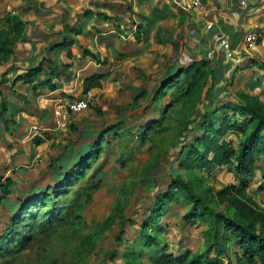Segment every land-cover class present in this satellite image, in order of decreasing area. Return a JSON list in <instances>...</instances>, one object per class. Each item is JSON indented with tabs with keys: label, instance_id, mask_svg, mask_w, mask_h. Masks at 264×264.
<instances>
[{
	"label": "rangeland",
	"instance_id": "rangeland-1",
	"mask_svg": "<svg viewBox=\"0 0 264 264\" xmlns=\"http://www.w3.org/2000/svg\"><path fill=\"white\" fill-rule=\"evenodd\" d=\"M253 1L256 5L250 13L248 25L242 23L238 33L256 35L255 45L246 50L244 35L230 39L231 45L236 48V56L246 57L240 65L233 66L223 54L221 64H214L211 58L218 56L219 50L217 52L212 48V51L208 47L203 53L199 50L198 62H211L209 67L213 74L209 85L212 94L208 101H202L203 108L194 114L198 117V128L191 124L181 138L178 135L188 119L186 109H179L177 114H174L176 108L161 114L163 106L174 104L177 98L173 86L169 89L161 87L157 92L160 97L154 102L155 94L150 92L156 89L158 82L153 84L147 77L131 78L148 95V98L145 96V99L136 102L129 91L127 77L121 84L115 83L120 77L110 78L107 84H102L103 88L100 86V90L83 95L80 76L70 85L66 82L65 92H60V95L57 92L56 98L44 96L39 104H34V97L38 99L46 92L34 90L35 86L25 91L26 83L6 78L2 74L6 68L0 63V185L6 191L3 196L0 186V264H126L129 260L132 264H151L146 258L150 250L143 246V234L139 228L150 215L155 199L173 187L172 181L176 177H180L204 204L215 210L236 214L246 222L254 221L250 213L246 215L248 209L264 214L260 167L253 171L244 192L237 190L232 191L230 196H223L220 194L223 189L239 186V179L232 168L235 160L222 166L208 162L193 166L194 160L199 159L204 150L198 142L205 137H214L225 126L240 122L244 104L254 101L264 110V0ZM10 14V17L17 15L15 11ZM8 36L9 39L16 38L14 33ZM13 48V58L9 55L7 60L25 68L24 65L33 56L26 52L17 55ZM103 66L101 71L107 69L106 65ZM90 67L92 70L87 74L100 68H95L93 64ZM42 73L38 75L40 81H50L51 86L38 85V88L52 90L58 87L46 69ZM172 74L177 73L172 71ZM162 77L158 76L157 81ZM105 87L106 91L100 92ZM48 98L50 102L46 100ZM73 99L85 100V109L70 118L66 129L49 128L53 124V119H49L52 118L54 105L59 100ZM22 106L33 108L36 119L32 120L38 124L39 113L48 108L47 125L35 128L28 121L30 118L25 121L21 118L19 127L18 109ZM160 115L163 132L142 142L140 128ZM119 119L126 121L128 128L134 127L132 139L125 131L120 133L122 128H117V133L107 132L100 159L91 162L81 176L73 178L68 185L72 163L64 159L58 160L62 169L54 175L52 162L64 154L76 152L83 142L72 126L77 130L83 127L110 129ZM113 132L118 135L114 136ZM240 139L238 133L226 131L219 143L225 142L237 155ZM34 155L37 158L33 159ZM263 162L262 158H258L256 165L261 166ZM36 188L42 189L40 193L43 194L52 193L48 198L53 200L52 203L46 204L43 198L40 202L33 201L27 205L33 194L37 195L33 193ZM50 188L53 190L49 192ZM22 207L25 213L19 214ZM191 207L202 210L199 205L188 206L182 199L175 198L153 222L150 235L160 233L168 246V254L178 255L185 250L203 252L205 249L201 227L195 221L183 220ZM55 209L58 216L50 221L46 212L52 213ZM131 252L135 253V258H124V253L129 255ZM141 252L142 257L139 256ZM216 255L212 251L208 256L212 258Z\"/></svg>",
	"mask_w": 264,
	"mask_h": 264
},
{
	"label": "crops",
	"instance_id": "crops-1",
	"mask_svg": "<svg viewBox=\"0 0 264 264\" xmlns=\"http://www.w3.org/2000/svg\"><path fill=\"white\" fill-rule=\"evenodd\" d=\"M200 1L201 9L193 8L191 0H1L0 31H7L9 23L6 21L11 19L10 12L15 11L24 26L22 38L12 46L13 52L33 56L23 64L25 68L13 65L12 60L5 58L0 62L6 68L2 74L16 83H26L25 91L33 86L34 90L45 91L38 99L34 97V104H39L44 96L56 98L65 92L66 82L70 85L81 76L83 86L85 79L95 75L102 76L101 88L110 78L120 77L115 83L121 84L127 77L129 91L135 98L144 89L131 78L147 77L153 84H159L176 68L198 62L199 50L203 53L207 47L219 50L218 56L211 58L219 65L223 53L218 39L230 40L247 34H239L238 30L242 23L248 25L256 2L248 0V5L241 8L238 0ZM192 31H195L193 35ZM85 50L97 60L85 55ZM10 56L13 58L12 54ZM41 62L44 69L52 70L53 82L58 84L55 89L38 88L39 76L27 78V69ZM91 64L95 68L99 66L100 72L87 74L92 70ZM103 65L107 67L105 71H101ZM158 76L163 77L157 81ZM46 100L50 102L49 98ZM18 110L19 127L21 118L23 121L30 118L28 121L35 128L52 121L48 118V108L39 113V124L32 120L36 119L33 108L22 106ZM52 126L51 123L49 128ZM30 132L34 130L31 128Z\"/></svg>",
	"mask_w": 264,
	"mask_h": 264
},
{
	"label": "trees",
	"instance_id": "trees-1",
	"mask_svg": "<svg viewBox=\"0 0 264 264\" xmlns=\"http://www.w3.org/2000/svg\"><path fill=\"white\" fill-rule=\"evenodd\" d=\"M7 31L0 32V62L4 61L5 58L11 55L12 46L17 42L23 35L24 24L16 17H11L9 21ZM22 29V30H21ZM14 33L15 39H9L8 35ZM85 55L97 60L96 56L90 51L85 50ZM229 62V61H227ZM230 63V62H229ZM210 61L195 62L192 65L182 66L174 70L177 74L166 75L161 79V83L157 84L156 89H152L154 95V102L158 101L160 94L157 92L161 87L171 88L172 86L176 90L177 98L174 100V104L169 103L167 106H163L161 114L167 113L170 110L175 109L174 114H177L179 109H186L188 119L184 124L183 130L179 133L178 138L184 137L189 126L192 124L194 128H198V124L194 114L203 108L202 101L209 100L210 91L212 87L209 85L213 70L210 69ZM44 70L43 62L36 67H30L27 69V78H36ZM52 70L47 71V74L51 76ZM19 78V76H18ZM102 76L95 75L87 78L83 81V95L88 93L90 90L100 88ZM39 86L48 85L51 86L50 81H39ZM53 88V87H52ZM148 98V95L141 93L135 98L136 102L140 99ZM135 106V105H134ZM186 107V108H185ZM242 109L243 118L240 122L234 123L233 126H225L221 128L214 137H205L198 142V145L203 146L204 150L199 155V159L194 160L195 164L202 165L205 162L213 163L217 166H222L224 163L235 160L233 169L239 179V186L232 189H223L220 192L223 196H230L232 191L244 192L248 186L249 180L253 176V171L260 167L263 176L264 190V162L263 165H256L257 159L262 158L264 160V110L261 105L256 102H250L244 104ZM171 112V111H170ZM185 114V112H184ZM161 115L159 116V118ZM158 118V119H159ZM156 119V120H158ZM152 120L149 123L142 125L139 131L142 132L141 140L149 141L150 136L160 134L162 131L161 117L157 122ZM124 122V123H123ZM126 121L117 122L116 125L110 129H96V127H83L81 130H77V127L72 126L71 128L76 130L78 136L83 142L76 152L63 155L52 162L54 167V175H57L62 167L58 166V160L64 159L66 161L71 160V174L68 180V185L71 180L75 177L81 176L82 172L89 169L91 162H98L101 153L103 151L104 137L107 132H116L117 128L120 129V133L125 131L129 139H132L131 135L134 132V127H127ZM156 122V123H155ZM116 123V122H115ZM117 126V127H116ZM226 131L236 132L240 135L239 149L236 155L234 149H232L225 142L219 143V140L226 133ZM113 132L114 136H117ZM70 149V148H69ZM70 153V152H69ZM210 156H212L211 159ZM55 165H57L55 167ZM60 176H65L60 174ZM58 178V177H57ZM65 178V177H64ZM173 187L166 190V192L155 199L154 205L150 212V215L142 221L139 230L143 234L142 241L144 247L150 250L149 254H146L147 260L151 264H264V214L259 212L256 213L252 209H248L245 213H250L254 217L253 222H246L239 218L236 214H230L222 211L213 209L212 207L204 204L198 196H196L180 177H176L172 181ZM1 186V185H0ZM2 187L3 196L6 195L5 187ZM50 188L48 191H52ZM42 189L36 188L33 193L32 199L27 201V205L33 201L38 202L41 199H46L47 203H52L53 200H48L50 194L40 193ZM55 193H60L56 190ZM175 198L182 199L185 204L199 205L202 210L199 211L195 207H191L183 220L185 222H197L198 226L202 229V237L204 240L205 249L203 252H193L192 250L182 251L178 255L168 254V246L166 245L160 233L157 236L150 235V231L153 228V222L156 218L161 216L166 205H170L175 201ZM40 202V201H39ZM55 209L52 213L46 212L48 219L54 221L58 214ZM61 211V210H60ZM24 212V207L19 211V214ZM25 213V212H24ZM35 217H33L34 219ZM212 251L216 252L215 257H209V253ZM135 253L131 252L129 255L124 253V258L128 257L135 258ZM142 257V252L139 254ZM138 257V256H137ZM126 264H132L131 261H126Z\"/></svg>",
	"mask_w": 264,
	"mask_h": 264
},
{
	"label": "built area",
	"instance_id": "built-area-1",
	"mask_svg": "<svg viewBox=\"0 0 264 264\" xmlns=\"http://www.w3.org/2000/svg\"><path fill=\"white\" fill-rule=\"evenodd\" d=\"M191 5L193 8L201 9L202 4L200 0H191ZM248 5V0H238V6L243 8ZM195 31H192V35ZM257 37L254 34H248L243 37V43L245 49H252L255 45ZM220 49L223 53L225 60L231 62L233 66L240 65L243 62V57L236 56V48L231 45V41L227 38H220ZM86 107V102L83 99H73V100H60L54 105L53 109V126L56 129L63 130L69 125L70 118L83 111Z\"/></svg>",
	"mask_w": 264,
	"mask_h": 264
}]
</instances>
